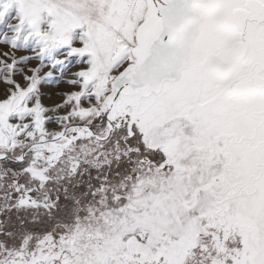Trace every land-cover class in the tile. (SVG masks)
<instances>
[{
  "label": "snow or ice",
  "instance_id": "snow-or-ice-1",
  "mask_svg": "<svg viewBox=\"0 0 264 264\" xmlns=\"http://www.w3.org/2000/svg\"><path fill=\"white\" fill-rule=\"evenodd\" d=\"M0 264H264V0H0Z\"/></svg>",
  "mask_w": 264,
  "mask_h": 264
}]
</instances>
